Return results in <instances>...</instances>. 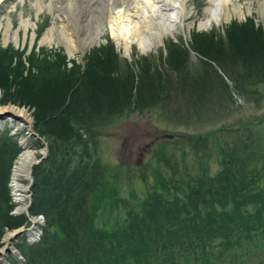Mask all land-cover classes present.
<instances>
[{"label": "rangeland", "instance_id": "rangeland-1", "mask_svg": "<svg viewBox=\"0 0 264 264\" xmlns=\"http://www.w3.org/2000/svg\"><path fill=\"white\" fill-rule=\"evenodd\" d=\"M51 1L0 0V47L9 52L22 53L21 63L25 66L22 71L19 61L13 60L15 68L12 70L10 82L14 81L13 79L15 82L8 91L1 86L6 84V78L0 80V107L15 104L25 108L30 114L33 132L43 139L47 149V156L41 160L42 162L40 161L37 167H32V182L29 186L31 195L28 193L24 197L22 205H25L32 196L35 175L43 177L46 185V175L53 167V162L63 156L65 150L71 148L61 142L62 139L43 133L44 124L35 121L33 106L12 102L19 90L24 88L18 82L21 79L20 73L27 76L32 70L36 59L32 56L33 52L41 53L43 50L42 53L46 52L44 55L50 59L56 52L68 67H72L73 63L85 66L88 56L94 49L112 42L110 52L116 54V64L119 68L116 67L117 71L127 67L137 78L134 81L131 99L135 100L134 105L127 107L121 102L122 111H118L117 108L121 105L113 100L103 103L104 106L92 105L88 110L86 106H90L91 103L84 102L86 112L84 110L81 113L80 122L84 126L78 132L93 148L95 159L92 162L93 180L99 185L97 187L95 182L91 184L88 190L91 198L89 197L84 207L86 215L96 226H106L111 212L115 218L119 217L121 220L126 219L125 215L130 211L143 213V209H148L149 205L146 203L142 205L141 202L148 198L147 192L155 188L160 181L169 182L171 187L169 192L163 191L169 200L178 193V189L187 186L184 184L196 179L202 170L213 174L219 169L220 161L217 156L219 147L230 148V144L252 134L256 139L254 148L264 147V11H258L256 2L249 13L244 10L245 17L233 14L227 22L201 29L197 24L206 18L204 8L207 0H188L190 14L187 21L182 24L183 26L176 27L173 35H165L163 41L157 43L150 52L139 51L135 43L132 44L130 53L125 52L121 46H116L106 29L91 47H87L82 53L74 50L73 54H69L67 44H63L56 34L51 42H41L46 30L54 28L60 31L67 23L64 20L66 16L61 13L59 15L58 6L51 7ZM240 2L243 3L244 0H238V3ZM251 21L258 27L256 33H241L238 38H234L236 42L231 39L234 37L232 34H229V39L225 37L232 23L240 25ZM67 25L62 33L67 35L66 42L69 45L72 41L74 43L72 45L76 46L78 38L71 32L73 23L68 22ZM7 26L9 32L5 40L4 32ZM197 32L212 35L213 40L221 38L222 42L210 43L204 47L207 51H200L195 48L193 38ZM170 48L176 50L174 54H179L180 59L176 64L170 55ZM139 62L142 63V67L138 65ZM24 82L28 85L27 80ZM25 87L27 89V86ZM28 89L31 90L29 87ZM95 94L96 91L93 90L90 97L95 98ZM142 95L147 96L145 103L141 102ZM76 99L77 94L73 96L74 105ZM112 102L115 105H110ZM96 114H99L101 120H96ZM88 117L91 118L87 120ZM0 126V132H7L16 143L12 151V160L7 165L10 168L9 172L7 173L6 167L0 182L2 192L8 196V199H4L3 195H0L2 211L8 203L6 201L15 206L10 188V174L16 157L22 151L20 138L30 133L27 132L26 125L11 117L0 119ZM205 135L212 142L209 143L212 148L203 152L196 150L195 146L200 145V138ZM27 137L30 148L36 151L37 160L42 155L38 150L43 145L34 137L30 135ZM58 168L60 169V166ZM19 181L23 187L29 184V179L25 177H20ZM15 207L12 208L11 214ZM21 213L23 212L17 211V214L13 215ZM28 216L39 220L41 231V226L46 223L44 215ZM1 220L2 218L0 249L8 232L27 228L30 224L29 218H26L18 227L7 228L4 226L6 222ZM57 225H54L52 230L59 234ZM27 238V234L23 233L16 242L8 241L6 246H9L10 252L0 257V264H9L13 259L16 264H26L28 260L26 261L27 250L24 241L27 242ZM235 239L237 236H231L230 241L233 243ZM217 241L220 243L218 238ZM217 241L213 243L216 245ZM220 246L222 252H230L227 249L223 250V245ZM237 246V248L232 246L231 250L240 255L239 264H261L259 261L264 258L257 261L250 257L253 254L259 255L258 247L251 245V242L247 244L243 236ZM213 251L216 253L217 250Z\"/></svg>", "mask_w": 264, "mask_h": 264}, {"label": "trees", "instance_id": "trees-1", "mask_svg": "<svg viewBox=\"0 0 264 264\" xmlns=\"http://www.w3.org/2000/svg\"><path fill=\"white\" fill-rule=\"evenodd\" d=\"M257 30L252 21L240 25L232 23L225 37L229 39L232 34L231 39L236 42L234 38L241 33L251 34ZM193 38L195 48L200 51H207L204 47L210 43L222 42L221 38L213 40L212 35L198 32ZM111 44L94 49L85 66L73 63L68 67L56 52L51 59L44 55L46 52L42 53L43 50L33 52L36 59L29 75H19L18 82L25 90H19L12 102L33 106L35 121L44 124L43 133L62 139L61 142L72 148L53 162L46 175V185L39 174L34 177L29 215L43 214L46 223L41 226L40 240L30 244L24 241L26 264H159V260L161 264H239L240 255L231 249L232 246L242 247L237 246L241 236L247 244L251 242L260 250L259 255L253 254L251 258H264V147L254 148L253 134L238 139L230 148L219 147V169L213 174L202 170L171 199L167 200L163 193L169 192V182L160 181L141 202L149 205L143 213L130 211L125 215L127 218L121 220L111 212L106 226H96L86 215L84 206L91 198L88 190L95 182L92 172L95 159L93 148L78 132L84 126L80 124L81 113L92 105L104 106L109 100L120 105L122 102L127 107L135 102L131 99L137 78L127 67L117 71L116 54L110 52ZM169 50L174 64L178 63L179 54H174L173 48ZM21 55L0 47V80L6 78V84L1 85L6 91L15 82L13 78L10 82L15 68L13 60L19 61L22 71L25 69ZM138 65L142 67L141 62ZM93 90L96 94L92 99ZM74 94H77L75 105ZM146 97L142 95V103ZM84 102L91 104L85 109ZM122 106L118 111H122ZM95 118L101 120L99 114ZM12 138L7 132H0V182L5 168L7 173L10 169L7 165L16 144ZM210 142L207 135L202 136L196 150L209 151ZM169 153L170 150L167 157ZM95 185L99 186L96 182ZM1 194L8 199L0 186ZM6 202L0 210V218L7 228L18 227L27 217L23 213L11 214L14 206ZM54 225L59 234L52 230ZM231 236H237L233 243ZM213 241H217L216 245ZM220 244L223 250L230 252H222ZM261 261L264 264V259ZM9 264H16V261L13 259Z\"/></svg>", "mask_w": 264, "mask_h": 264}, {"label": "bare ground", "instance_id": "bare-ground-1", "mask_svg": "<svg viewBox=\"0 0 264 264\" xmlns=\"http://www.w3.org/2000/svg\"><path fill=\"white\" fill-rule=\"evenodd\" d=\"M255 2L258 11L263 12L264 0H244L243 3H238V0H207L204 8L206 18L200 21L197 26L207 29L212 24L218 25V23L227 22L233 14L245 17L244 10L249 13ZM53 6H58L59 15L61 13L66 16L65 19L63 18L65 22L73 23L71 32H73V36H77L78 44L73 46L72 41H70L71 45L66 42L67 35L62 31L68 27L67 23L60 31L54 28L46 30L41 42H51L52 37L56 34L63 44H67L69 54H73L74 50L82 53L87 47H91L101 38L106 29L116 46H121L125 52L130 53L134 43L139 51L150 52L157 43L163 41L165 35H173L176 27L185 23L190 14L188 0H52L51 7ZM8 32L9 27L7 26L4 32L5 40L8 37ZM3 113L15 115L24 126L33 127L30 114L25 108L7 104L0 107V114ZM27 136L20 138L22 151L16 157L10 174L12 199L16 206L14 207L24 215L23 207L27 203L25 205L21 203L25 200L24 197L28 195L29 190L21 185L19 178L29 179L31 177L32 171H29L28 165L36 158V151L30 148ZM43 150L44 148L41 147L38 151ZM28 208L29 205L27 207L29 214ZM26 217L29 218V216ZM36 222L38 224L39 220ZM12 234V232H8L3 238L4 245L0 249V253L3 255Z\"/></svg>", "mask_w": 264, "mask_h": 264}, {"label": "water", "instance_id": "water-1", "mask_svg": "<svg viewBox=\"0 0 264 264\" xmlns=\"http://www.w3.org/2000/svg\"><path fill=\"white\" fill-rule=\"evenodd\" d=\"M7 117H11L12 119H18L17 118V116H12L11 114H5V113H3V114H0V119H3V118H7ZM28 133H30V135L32 136V137H34L36 140H38L40 143H42V145H43V148H44V150L43 151H41L40 153L42 154L41 155V157L40 158H37V160H34V161H32L28 166H29V171H32V167L33 166H35V165H38V163L42 160V159H44L46 156H47V154H46V152H47V149H46V143L43 141V139L42 138H40V136L37 134V133H35V132H33V130H32V127H28ZM21 145V144H20ZM31 182H32V178L30 177L29 178V184H28V186L26 187L27 188V190H29V195H31V193H30V184H31ZM30 201H31V198L28 200V202H27V205H25L23 208H24V213H25V215L26 216H28V212H27V207H28V205L30 204ZM15 211H13L12 213L13 214H17V210L16 209H14ZM29 220H30V224H29V227H27V228H22V229H19V230H15V231H13L12 233V236L10 237V239H9V242H13V241H17V240H19V238H20V236L21 235H23V233H26L27 234V236H30V235H34V231H37L38 233H40L41 231H40V227H39V225L37 224V222H36V220H31L30 219V217H29ZM32 240V238H30V240H28V242H30ZM10 252V248H9V246H6L5 247V250H4V255H5V253H9ZM3 254H1L0 253V257L1 256H4Z\"/></svg>", "mask_w": 264, "mask_h": 264}]
</instances>
